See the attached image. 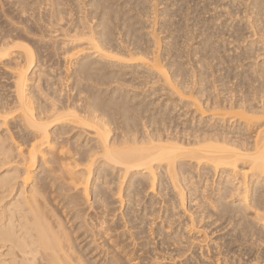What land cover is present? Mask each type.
Wrapping results in <instances>:
<instances>
[{
  "label": "bare ground",
  "instance_id": "6f19581e",
  "mask_svg": "<svg viewBox=\"0 0 264 264\" xmlns=\"http://www.w3.org/2000/svg\"><path fill=\"white\" fill-rule=\"evenodd\" d=\"M69 1L78 16L66 28L59 25L67 15L61 0L33 2L36 13L41 3L49 7L45 16L35 15L34 28L26 19L0 28V68L10 75L7 91L0 88V264H136L139 251L156 243L170 261L181 258L177 264H207L200 261V244L219 231L224 233L205 246L206 254L211 247L215 254L208 264H264V60L259 64L253 57L245 73L232 70V87L226 79L214 88L205 59L206 49L216 54L214 43L209 48L210 38L219 36L213 38V29L209 37L201 35L208 27L195 34L198 41L204 37L196 42L205 60L202 54L197 58V47L195 56L186 55L194 29H180L191 35L183 40L185 56L199 60L187 69L179 59L170 60L173 50L162 53L159 43L166 39L159 42L155 22L145 25L149 31L143 28L148 21L139 29L132 18L123 23L139 5L127 3V15L121 7L122 21L108 0ZM155 1L143 0L141 7L155 12ZM24 4L13 5L21 16L27 13ZM256 9L262 10L255 8L253 15ZM249 14L240 18L259 16ZM246 21L247 29H256ZM116 22L126 28H114ZM256 25L260 33L249 36L264 37V25ZM167 26L161 31H170ZM254 41L242 56L251 58L254 47L262 58L261 42ZM176 46L177 41L171 49ZM155 78L169 98L165 103L160 94L154 99V86L147 88ZM133 82L147 89L135 94L141 85ZM126 84L136 91H127ZM180 105L187 109L182 116L192 117L178 131L165 121ZM213 225L218 231L207 232ZM142 235L141 248L134 250ZM84 242L86 249L80 248ZM218 242L233 249L216 253L222 249ZM191 245L199 246V256L192 251L185 257Z\"/></svg>",
  "mask_w": 264,
  "mask_h": 264
},
{
  "label": "rangeland",
  "instance_id": "374dc122",
  "mask_svg": "<svg viewBox=\"0 0 264 264\" xmlns=\"http://www.w3.org/2000/svg\"><path fill=\"white\" fill-rule=\"evenodd\" d=\"M16 1H18V0H0V28H11V25L10 24H18V23H21V22H23L25 19L26 20H28L29 21V23L27 24L28 25V27H30V28H34L35 27V25L33 24L34 23V18H35V15H37V14H40V13H42L44 16H45V12H48V10H49V7L48 6H46L44 3H41V4H39V6H38V8H39V12H37L36 13V4H33V2L34 1H36V0H23V2L25 3L23 6H25V5H27V7L28 8H26L27 9V13L25 14V15H23V16H21V15H19V14H17V11H16V9L14 8V3H16ZM81 1V0H80ZM85 1V2H84ZM89 0H82L81 2H83V4H87V2H88ZM114 3H113V2ZM108 0V3L107 4H109L111 7L112 6H114L115 8H117V10L119 9V14L117 13V18H120V17H122V16H124L123 14H121L120 13V10H123V9H127L126 7H127V5L129 4L130 6H132V5H134V4H137V5H139V7H140V9H139V12H138V8L137 9H133L132 7H135V6H137V5H135V6H132V7H130L131 9H133V10H136V13L138 14H141V12H142V10L144 9H146V7L145 8H142L141 7V3H142V1H141V3H140V1L139 2H137L136 3V1L137 0H135V2H133L134 0ZM126 1V2H125ZM149 1V3L150 2H152L153 0H148ZM155 1V0H154ZM160 1H161V3H160ZM156 0L154 3H155V5H156V10H154L155 12H152L151 11V9H149L148 10V8L145 10L146 12H142V13H146L144 16L145 17H143L142 15L143 14H141V15H137L136 13H135V11L132 13V10L129 8V10H131V11H129L128 13H130V14H128L127 13V11H128V9L127 10H123L124 11V14H128V15H130V17L128 16L127 18H126V16L123 18H121L122 19V21L123 20H125V18H126V20L125 21H123V23H126L128 20L127 19H130V18H132V24H135L134 26V28L136 29V27L138 28V26L139 25H143L146 21H148V22H146L145 24H144V26L146 25L147 27H148V25H150V24H152L151 22H155L154 24H155V27L153 26L154 24H152V25H150L151 27H154V28H152V29H154L153 31H154V33L155 32H157L158 31V33H159V36L157 37L158 38V40L161 38V39H166V40H164L165 41V43L166 44H164L163 42L164 41H162L161 42V44L159 43V48H161L162 50V53L164 52H166L165 50L167 49V51L168 50H173L172 51V53L173 54H175V55H173L170 51H168V53L166 52L165 54H169V52H170V54H169V57L171 58H168V56L166 57V56H164V57H166L165 59H166V61H168L169 59L171 60V61H173V59H174V61L173 62H176L175 61V59L178 61V59H179V63L180 64H182V65H184V66H186V68L187 67H193L192 65H196L197 64V62L199 61L198 59L199 58H201V57H199V55L198 54H200V56H202L203 54H202V51L200 52V50H201V46H198V43L197 42H199L200 40H203L204 39V37H209L210 35H212L211 33L212 32H214L213 34V38H216V37H214V36H217V35H219V36H217L218 38L217 39H212L213 41L211 42V38H210V44L212 43V45H213V43H214V45H215V47H214V45L212 46H210L209 48H211V49H214L216 52V60H214V61H212V58H211V60L208 58L209 56H215L214 54H212V55H210L211 53L210 52H208L207 50L208 49H206V51H205V57H207V58H205L204 57V55H203V59L205 58V59H207V61H209V64H207V66H208V68H210V69H208V70H210V71H207V75H209V74H212V78L210 77V76H208L209 78L208 79H210V81L208 80V82H212L211 84L213 85V83H215V85H213L212 87H214L215 88V86L216 87H218L219 88V85H221V84H219V83H223V81H226V79L227 78H230V81H231V79L233 78V79H235L234 78V75H232V72H235L236 70V72L234 73V74H236L237 72H238V70H239V72L237 73V74H240L241 72H242V74H243V72L245 73L246 71H247V68H249V66L250 65H253V63H255V62H259V64L261 63V61H263L264 60V53L261 55V52H264V51H262V50H260L259 51V56L261 55L262 56V58L261 57H257V55H255V48L253 47V50H254V54L252 55L251 53V55H252V57L251 58H249V56H247V54H246V56L245 55H243V56H245L244 58H246V57H248L249 58V60L251 59L252 60V58L253 57H255V58H253V59H257L256 61L255 60H248L249 61V63H248V61H247V59L248 58H246V60L244 59V58H242L243 56L241 55V54H245V52L246 53H248L246 50H245V48L247 47V49H249L250 47H249V45H251L250 43H253V41H254V43H256V42H261V44L259 43V45L257 46V48H261V49H264V46H263V40H264V37L263 36H261V34H257L258 35V38L256 37V36H254L253 38L252 37H250V36H252L253 34H251V33H253L252 31H254V32H256V33H260L259 31H258V27H255V25L258 23L257 21H259V22H262L263 20H264V18L262 17V16H260L262 13H263V16H264V12H262V10L264 9L263 7H262V4H260V2L261 1H263V2H261V3H263V6H264V0H258V1H260V2H258V1H256V0H224V1H222V0H165L164 2H165V7H164V5H163V3H162V1L163 0ZM243 1L245 2H247V4H246V2L245 3H243ZM106 2H107V0H106ZM109 2H111V3H109ZM157 2H159V3H157ZM254 2V3H253ZM257 3V6H258V4H259V6L258 7H255L256 6V3ZM128 3V4H127ZM131 3H134V4H131ZM216 3V4H215ZM234 3V4H233ZM241 3V4H240ZM112 4H114V5H112ZM173 4H175V5H173ZM236 4V5H235ZM246 4V6H245V8H244V5ZM248 4H250V5H248ZM125 5V6H124ZM128 5V6H129ZM158 5H159V7H158ZM243 5V7H241ZM251 5H252V7H251ZM260 5H261V7H260ZM175 6V7H174ZM219 6V7H218ZM232 6H234V7H232ZM235 6H237V7H235ZM249 6H250V9H249ZM113 7V8H114ZM121 7H123V9H120ZM167 7L168 8H171L170 10L169 9H167ZM59 8L60 9H62L65 13H67V15L66 16H64V18H63V21H62V23H59V25H61V27L62 26H64L63 28H66L67 27V25L70 23V22H72V21H74V19H76L77 18V16H78V14H77V12H75V11H73V8H74V5L72 4V1H69V0H61V5L59 6ZM142 8V9H141ZM240 10H239V9ZM254 10V12H253V10ZM255 8H260V9H262L261 11H259V10H257L256 9V14L257 15H259L260 16V18H263L262 20H258V18H259V16L257 17V19L255 18L257 15L256 14H254V15H256L255 17H254V15L252 14V13H255ZM178 9V10H177ZM250 10V12H249V10ZM140 10H141V12H140ZM161 10V11H160ZM162 10H164V11H162ZM166 10V11H165ZM172 10V11H171ZM242 10H244L243 12H242ZM246 10V11H245ZM247 10H248V12H247ZM252 10V11H251ZM123 11H121L122 13H123ZM148 11H150V12H148ZM168 11V12H167ZM175 11V12H174ZM237 11V12H236ZM239 11H241V12H239ZM258 11L259 12H261V14L259 13L258 14ZM264 11V10H263ZM86 12V11H85ZM88 12V11H87ZM86 12V13H87ZM126 12V13H125ZM152 12V13H151ZM156 12H162L161 14H163V15H165L166 13L168 14V15H171V18H169L170 16H163V18H165V19H163V18H160L159 16L161 15L160 13H159V15L156 13ZM170 12V13H169ZM246 12V13H245ZM148 13H150V14H148ZM155 13V14H154ZM187 13V14H186ZM237 13V14H236ZM249 13H251L252 15H253V17H252V15L251 16H249V18L250 17H252V18H255L256 19V22H255V19H250V20H248V21H246L247 19H245V21L246 22H251V23H253V24H255V25H253V27H252V25H251V30L252 29H254V28H256V29H254V30H252V31H250L249 29L250 28H248L247 29V27L245 26L246 24H245V21H244V19H242L243 18V16H246V15H250ZM148 14V15H147ZM154 14V15H153ZM242 14V15H241ZM244 14V15H243ZM119 15V16H118ZM122 15V16H121ZM135 15V16H138V17H133V16ZM240 15V16H239ZM41 16V15H40ZM43 16V17H44ZM142 17L141 19H139L138 20V18H140V17ZM154 16H156L157 18L159 17L160 19H159V21H157L158 19L156 18V20L154 21L153 19H154ZM162 16V15H161ZM242 16V18H240ZM170 19V20H168V18ZM238 17V18H237ZM248 17V16H247ZM133 18H137V20H134ZM148 18V19H147ZM150 18V19H149ZM152 18V19H151ZM190 18V19H189ZM194 18H196V19H194ZM239 18H240V22H238L239 21ZM259 18V19H260ZM121 19H118V21L120 20L121 21ZM147 19V20H146ZM165 20V21H162V20ZM198 19V20H197ZM65 20V21H64ZM117 20V19H116ZM151 22H150V21ZM168 20V21H167ZM187 20H189V21H187ZM194 20L195 21H197L196 23H197V25L195 24L194 25ZM205 20V21H204ZM243 20V21H242ZM253 20V21H252ZM117 21V22H118ZM119 21V22H120ZM135 21V22H134ZM137 21V22H136ZM160 21H162V23L164 24L163 26H162V23L160 22ZM167 21V22H166ZM206 21L208 22V21H210V22H212V23H208V25L206 24ZM116 22V23H117ZM140 22V23H139ZM165 22V23H164ZM172 23V24H168V23ZM201 22V23H200ZM202 22H203V24H202ZM204 22H205V25H204ZM214 22V23H213ZM238 22V23H237ZM116 23H114V24H116ZM123 23L121 22V23H117L116 25H117V27H115V25H114V28H126V27H123L124 25H123ZM131 23V22H130ZM139 23V24H138ZM148 23H150V24H148ZM160 23V24H159ZM199 23H200V25H199ZM239 23L241 24V23H243L242 25L247 29V30H249V31H247L246 29H244V27L242 26V25H239ZM121 24H122V26H121ZM204 25V27L202 26V25ZM210 24V25H209ZM236 24V25H235ZM248 24H250V23H248ZM138 25V26H137ZM166 25H168L169 26V29H171L170 31H174V30H177L178 28H179V30L181 29V28H183L182 30H185L184 28H186V26H187V28H189V29H187L188 31L187 32H190L191 33V31H189V30H192V29H194V30H192V37L194 38H189V39H191V40H188V39H186V37L190 34V33H187V35H186V33H185V31H181L180 30V32L179 33H182V34H179L177 31H174V32H176V35H177V33H178V35L175 37V33L173 34L172 32H170L169 30H167V31H165V32H162V31H164V30H162L163 28H165V26ZM171 25H173V26H171ZM191 25H193L192 26V28H191ZM228 25V26H227ZM239 25V26H238ZM259 25V28H263V25H264V21H263V25H261L260 26V23L259 24H257L256 26H258ZM66 26V27H65ZM121 26V27H120ZM126 26V25H125ZM146 26L145 27H143V28H145L146 29ZM161 26H162V29H161ZM168 26L166 27V28H168ZM171 26V27H170ZM188 26H190V27H188ZM197 28H196V27ZM199 26H201V27H199ZM211 26V27H210ZM213 26V27H212ZM227 26V27H226ZM231 26H233L234 27V30H235V28L236 29H238V32H237V30H235V32H237L238 34H237V36L235 35V33H234V31H233V28L231 27ZM236 26V27H235ZM241 26V27H240ZM60 27V26H59ZM140 27H142V26H139V28ZM199 27V28H198ZM205 27H208L207 29L205 28ZM241 29H240V28ZM131 28H133V26L131 27ZM133 28V29H134ZM138 28V29H139ZM173 28V29H172ZM175 28V29H174ZM177 28V29H176ZM191 28V29H190ZM203 28H205L206 30H208V33H206V35H205V30L203 29ZM229 28V29H228ZM232 28V29H231ZM152 29H151V31H152ZM157 29V30H156ZM158 29H160V31L158 30ZM196 29V30H195ZM212 29H213V31H212ZM228 29V30H227ZM243 29V30H242ZM146 30H150V27H149V29H146ZM146 30H144L145 32H147ZM162 30V31H161ZM166 30V29H165ZM199 30V31H198ZM202 30H204L203 32H204V34H202L203 32H202ZM226 30V31H225ZM231 30V31H230ZM244 31V32H242V31ZM144 31H141V35H144ZM169 31V32H168ZM202 32L201 33V35H203L200 39H199V41H198V34H200L199 32ZM209 31H212V32H209ZM142 32H143V34H142ZM161 32H162V34H161ZM228 32H229V34H228ZM233 32V33H232ZM241 32V33H240ZM122 34L121 35H123V33H124V31L123 32H121ZM158 33L157 34H155L156 36L158 35ZM173 34V36L172 37H170V35H172ZM185 33V37H184V34ZM231 33V34H230ZM244 33V34H243ZM256 33H254V35L256 34ZM195 34H197V35H195ZM216 34V35H215ZM121 35H118L117 37H119V36H121ZM182 35V36H181ZM200 35V36H201ZM239 35V36H238ZM240 35H244V37H247L248 36V39L247 40H245L246 38H243L242 36H240ZM250 35V36H249ZM179 36V37H178ZM197 36V37H196ZM122 37V36H121ZM182 37H184L185 39H183ZM188 37H191V35L190 36H188ZM187 37V38H188ZM234 37H237L236 39L234 38ZM239 37H240V39H242L243 38V40H239ZM242 37V38H241ZM252 38V39H250V38ZM256 37V38H255ZM262 37V39H261V41H260V38ZM167 38H168V40H169V38H170V40L171 39H173L172 41H168L167 42ZM174 38H176L175 39V44H176V41H177V45L178 46H176L174 49H171L172 47L171 46H173V45H175V44H173V41H174ZM195 38H196V40H195ZM203 38V39H202ZM180 39H182V40H180ZM238 39V40H237ZM183 40H188L189 42H191V43H189L188 45H190L189 47L188 46H186L187 44L186 43H188L187 41L184 43V41ZM192 40H194V41H192ZM245 40V41H244ZM248 40L249 41H252V42H248ZM181 41H183V42H181ZM197 41V42H196ZM242 42L243 44H240V42ZM244 41V42H243ZM159 42H160V40H159ZM193 42V43H192ZM215 42H217V43H215ZM246 42H248V44H246ZM172 43V45L171 46H168V44H171ZM183 45H182V44ZM164 44V45H163ZM197 44V45H196ZM163 45V46H162ZM180 45H182V46H180ZM192 45H194V46H192ZM261 45V46H260ZM162 46V47H161ZM167 46H168V48H167ZM183 46H185V47H188L189 48V50H188V48H187V54L186 55H190V56H192V55H194L195 54V50H193V48L195 47H200V50H199V48L198 49H196L197 51H196V55H198V59L197 58H195L194 56L192 57L193 59H196V60H192V58L191 57H189V56H185V54H184V52L186 51V49L183 47ZM166 47V49L164 50V48ZM214 47V48H213ZM245 47V48H244ZM184 48V49H183ZM192 48V49H191ZM194 48V49H195ZM238 48H239V50H238ZM241 49L243 50V51H241ZM185 50V51H184ZM192 50H193V52H192ZM190 51V52H189ZM200 52V53H199ZM206 52H208L209 53V55H208V53H206ZM240 52H241V54H240ZM243 52V53H242ZM258 51H256V53H257ZM184 54L183 56H182V54ZM190 53H192V54H190ZM171 54H172V56H171ZM178 56H177V55ZM202 54V55H201ZM207 54V55H206ZM181 55V56H180ZM177 58H176V57ZM185 56V57H184ZM239 56H240V58H239ZM242 56V57H241ZM181 57V58H180ZM182 57H183V60H182ZM236 57L238 58V59H236ZM257 57V58H256ZM168 58V59H167ZM173 58V59H172ZM185 58V59H184ZM189 58V59H188ZM190 58H191V60H190ZM180 59H181V61H180ZM190 60L191 61V63H194V64H191L190 62V64L189 63H186V61L188 62V60ZM204 59V60H205ZM209 59V60H208ZM169 60V61H170ZM244 60H245V62H244ZM170 61V62H171ZM184 61V62H183ZM195 61V62H194ZM207 61H205V62H207ZM211 61L213 62V64L211 63ZM237 61H239V62H237ZM255 61V62H254ZM208 63V62H207ZM210 63H211V65H210ZM222 63V64H221ZM189 66H188V65ZM199 64V63H198ZM248 64V65H247ZM191 65V66H190ZM240 65H241V67H240ZM244 68H243V67ZM248 66V67H247ZM247 67V68H246ZM183 68H185V67H183ZM238 68H240V69H238ZM245 68H246V71H243V70H245ZM188 69V68H187ZM190 69V68H189ZM232 70H235V71H232ZM242 70V71H241ZM206 71H205V73H206ZM197 72H199L198 70H195L194 69V73H197ZM208 72H209V74H208ZM211 72V73H210ZM213 72V73H212ZM204 73V72H203ZM198 74V73H197ZM216 77H215V76ZM221 75V76H220ZM230 75H232V76H230ZM217 76H219V77H217ZM222 76H226V78H224V77H222ZM220 77H221V79H220ZM9 78H10V75L8 74V73H6V72H4L3 71V69H1L0 68V88L1 89H3L5 92L7 91V89H8V85L10 84V81H9ZM215 78V79H214ZM217 78V79H216ZM218 78L220 79V80H218ZM224 80H223V79ZM212 80V81H211ZM214 80H216L217 81V83H216V81H214ZM228 80V79H227ZM218 81H220V82H218ZM230 81L228 80V81H226L225 83H227L226 85L227 86H229V87H232V84L234 85L236 82H237V80H234L235 82L233 83L232 82V84L230 83ZM136 82V81H135ZM156 82V83H155ZM157 82L159 83L158 85H157ZM128 83V82H127ZM156 85H155V84ZM154 83H153V85L152 84H149V85H147V88H149V86H150V88L152 87V86H154V87H152L151 89H153V91H156L157 90V92H165V91H162V82H159L158 81V79L157 78H155V80H154ZM161 83V84H160ZM229 83H230V85H229ZM130 84H132V82L130 83ZM129 84V85H130ZM133 84L134 85H137V84H139V85H141V82L139 83V82H137V83H134L133 82ZM217 84V85H216ZM134 85H132V87L133 88H131L132 89V91H133V89H134ZM143 85V84H142ZM142 85H141V87L140 86H138L137 88H139V89H137V92H135L136 90H134L133 92H135V94H141V93H143V92H145V91H143V90H145V89H147L146 87L144 88V86L142 87ZM126 86L128 87V89H127V87H125V89L128 91L129 90V92H131L132 93V91L130 90V86H128L127 84H126ZM157 89H156V88ZM159 87H160V89L161 90H158L159 89ZM162 87V88H161ZM135 88H136V86H135ZM142 90H141V89ZM155 89V90H154ZM164 89V88H163ZM140 92H139V91ZM156 93L157 95H156V97L154 98V99H157V98H159L160 97V95H162V93ZM160 94V95H159ZM163 96V95H162ZM141 97H142V95H141ZM165 99H164V98ZM162 97V103H165V102H163V101H168L169 100V98H166V95L165 96H163ZM167 99V100H166ZM159 100V99H158ZM161 100H160V102H161ZM171 101L173 100V99H170ZM174 101V100H173ZM176 101V100H175ZM159 102V103H160ZM170 102V101H169ZM155 103H156V101H155ZM185 111H187V109H184V107L182 108V105H180L179 107H177V109L172 113V114H168V117L166 118L167 120L165 121V123H166V126L167 127H171V129L172 128H174V129H177L178 131H180L181 129H182V125L184 126V128L186 127H188V126H186V125H188L187 124V122H191V117H190V112H188V114H187V116L186 117H183L182 115H183V113H185ZM179 115H181V117L179 118V120H178V116ZM187 119V120H186ZM189 120V121H188ZM181 121H185L186 123L184 124V122H182L181 123ZM194 122H195V120H194ZM193 122V123H194ZM181 123V124H180ZM190 124V123H189ZM193 126H194V124H193ZM146 201V200H145ZM217 226H215V225H213V226H211V228H208L207 229V232H210V230H212L213 232L215 231L216 232V230L218 231V229L216 228ZM216 228V229H215ZM210 229V230H209ZM220 229V228H219ZM133 231H135V230H133ZM221 232V233H220ZM222 233H224V231H219L218 233H216L215 235H211L212 236V238L210 237V235H209V239L207 238L205 241H204V243H201L200 244V247L197 245L196 247L194 246V245H191L190 246V250L191 251H189V250H187V252L185 253V257H187L188 255H190V253H192V251H194V252H196V254L198 255L199 253H200V251L199 250H197V249H199V248H201L202 250H201V260L200 261H202L203 259V261H207V264H208V261H211V259H213L214 258V255L215 254H213L214 252H213V247H211L209 250H208V253L206 254L205 253V250H206V247L205 246H210V243L212 242L211 240L213 239L214 240V238L215 237H217V235H220V234H222ZM141 239H139V240H137V241H134V246H133V249L134 250H139L140 248H141V243H142V238H143V235L142 236H139ZM90 239H88L87 241H89ZM216 240V239H215ZM218 243H220V242H218ZM226 243V242H225ZM85 244H86V242H84V243H82V244H80V248H82V247H84V249H86L87 247H85ZM203 244V245H202ZM219 245H221V243L219 244ZM225 245H227V246H225ZM90 246V245H89ZM192 247V248H191ZM199 247V248H198ZM220 247H222V249L221 250H219V249H216L217 250V252L216 253H218V252H225L224 250L226 249V251H227V249H228V243H226V244H224V245H221ZM224 247H226L225 249H224ZM172 248V247H171ZM91 249V248H90ZM89 249V250H90ZM161 248H160V246H158V244L156 243L155 245H153V246H150V247H147V248H144V249H142V251H139V253H138V259L135 261V263L136 264H177L178 262H180L182 259L181 258H176L174 261L172 260V261H170L169 259H168V257L169 256H167V255H164V253L163 252H161V250H160ZM193 249V250H192ZM230 249L232 250L233 249V247L232 246H230ZM230 249H228V250H230ZM255 249H257V248H255ZM88 250V251H89ZM211 250V251H210ZM223 250V251H222ZM87 251V252H88ZM234 251H235V249H234ZM193 252V253H194ZM204 252V253H203ZM227 252H229V251H227ZM226 252V253H227ZM192 253V254H193ZM203 253V254H202ZM199 256V255H198ZM203 256V257H202ZM89 257H90V255H89ZM184 258V257H183ZM181 259V260H180ZM213 261V260H212ZM211 261V262H212ZM201 264H203L202 262H201Z\"/></svg>",
  "mask_w": 264,
  "mask_h": 264
}]
</instances>
